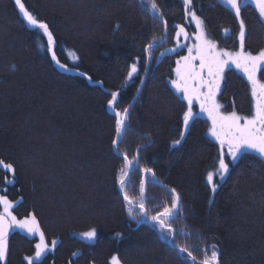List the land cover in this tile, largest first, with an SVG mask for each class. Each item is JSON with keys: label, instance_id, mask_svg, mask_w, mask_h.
Returning a JSON list of instances; mask_svg holds the SVG:
<instances>
[{"label": "trees", "instance_id": "trees-1", "mask_svg": "<svg viewBox=\"0 0 264 264\" xmlns=\"http://www.w3.org/2000/svg\"><path fill=\"white\" fill-rule=\"evenodd\" d=\"M21 2L47 23L53 51L67 69L51 59L47 38L23 21L15 0H0V160L16 169L15 182L5 183L13 174L0 167V195L14 203L18 219L36 216L49 247L57 242L40 264H110L114 255L121 264H192L176 244L192 249L198 260L215 244L218 264H264V165L258 157L227 161L230 174L214 177L213 193L206 177L218 167L219 145L208 135V119L199 117L181 145L172 147L187 106L170 81L176 60L188 55L186 47H177L174 26H184L189 35L194 31L182 0H156L168 33L152 49L138 96L146 72L143 49L164 35L148 0ZM193 10L218 48L239 50V21L221 0H193ZM241 14L245 50L257 54L264 49V21L252 4H243ZM179 44L188 43L180 37ZM170 48L176 52L165 51ZM137 58L138 73L123 86ZM117 90L118 110L130 109L120 148L136 157L126 189L139 199V167L153 169L156 178H146L145 193L151 215L170 205V189L177 190L184 214L175 219L174 240L139 217L138 208L140 222L130 217L116 184L122 158L111 146L115 116L107 101ZM217 97L223 112L253 110L250 85L234 68L226 69ZM91 229L96 239H82ZM36 241L12 232L6 264H26L23 258L34 254Z\"/></svg>", "mask_w": 264, "mask_h": 264}, {"label": "snow or ice", "instance_id": "snow-or-ice-1", "mask_svg": "<svg viewBox=\"0 0 264 264\" xmlns=\"http://www.w3.org/2000/svg\"><path fill=\"white\" fill-rule=\"evenodd\" d=\"M19 12L22 14L23 21L28 26L42 31L43 36L47 38V51L51 54V59L56 62L57 66L62 70H67L66 66L57 60L53 51L54 38L49 30L47 23L40 21L37 17L26 10L21 0H15ZM184 8V16L188 23L195 24V33L190 37L189 32L184 26L175 25V36L177 38V47H186L188 55L181 56L176 60L175 75L176 79L171 80V87L175 89L179 98L186 103V110L182 115L183 129L180 132V138L172 142L175 148L181 145L185 139V134L189 131L191 125L199 118L200 114L207 116L210 122L208 135L215 139L219 145V154L217 157L218 167L213 166V171H209L206 177L207 183L213 193L217 190V183L214 177L218 176L223 180L230 174L231 161L234 165L242 157L247 154H254L258 157L259 163L264 165V81L258 78V73L264 75V49L257 54H252L245 50L246 25L242 18V5L252 4L258 10L259 17L264 21V0H221L235 14V18L239 21V50H227L218 48L217 43L209 38L206 33V27L203 19L193 10V0H182ZM149 10L154 14L153 18L158 19L164 25V35L159 38L153 37L144 49V69L147 71L149 61L152 60V49L157 44V39L163 41L168 33V24L164 19L163 13L156 0H148ZM117 27H119L117 25ZM228 35L229 30H224ZM183 37L185 41L194 40L192 44H179V38ZM165 51L176 52V48L166 49ZM199 61V64H196ZM140 58L128 65L127 75L124 77V85L138 73V64ZM235 67L246 77L251 88V97L253 101V110L250 115H241L235 108L231 112H222L224 105L217 101L218 94L222 92V83L225 81L226 69ZM81 75H84L81 73ZM141 83L143 78L141 77ZM139 91V88H137ZM119 91H112L110 99L107 101V107L115 116V137L111 141L112 149L115 154L122 158V166L116 175V184L119 186L120 193L123 194V200L128 210V215L133 219L146 217L154 226H157L160 232L169 239H175L176 229L174 228L175 219L183 216V208L181 206V197L175 188L170 189L171 200L170 205L165 204L162 210L157 211L155 215H151L145 204L146 178L151 176L153 180L156 174L152 168L139 167L141 173L139 184V199L130 196L127 189V178L130 175V169L136 161V157L129 158L126 151L120 148V139L127 129V120L129 118L130 109L128 107L118 110ZM194 102L199 105V113L195 112ZM0 167L8 173L13 174L12 180L5 183H14V175L16 169L12 163H5L0 160ZM167 187V186H165ZM0 264H6V258L9 254V237L16 230L25 233L28 237H39V242L35 243L34 255L25 256L23 259L26 264H40L44 255L55 249L56 241L51 242V247L45 241V235L40 229L36 216L29 213L26 218L18 219L13 214L12 209L14 203L10 201L6 195H0ZM139 209V214L134 209ZM81 238L87 241L96 239L97 232L95 229L83 232ZM175 247L179 253L186 254L187 260L192 264H218V250L215 244L211 245L210 255L209 249H205L202 260L194 255L192 249L187 246L176 244ZM76 253H73L75 256ZM110 264H121L117 256H112Z\"/></svg>", "mask_w": 264, "mask_h": 264}, {"label": "rangeland", "instance_id": "rangeland-1", "mask_svg": "<svg viewBox=\"0 0 264 264\" xmlns=\"http://www.w3.org/2000/svg\"><path fill=\"white\" fill-rule=\"evenodd\" d=\"M254 6V5H253ZM189 20H190V17H189ZM193 26H194V31H193V33L190 35V37L195 33V24L193 23ZM195 41L194 40H188L187 41V43L190 45V44H192V43H194ZM238 51V50H237ZM230 68H234V69H236L235 67H230ZM237 70V69H236ZM238 71V70H237ZM239 73H241V74H243L242 72H240V71H238ZM174 77H175V79H176V75L174 74ZM217 101H218V97H217ZM252 106H253V101H252ZM195 112H197V107L195 108V109H193ZM223 112V111H222ZM230 112V111H229ZM199 113V112H198ZM227 113V112H226ZM252 113V112H251ZM201 116L202 117H206L207 118V116L206 115H204V114H201ZM210 127V126H209ZM211 137V136H210ZM212 138V137H211ZM213 140H215L214 138H212ZM0 211H2V208H0ZM26 218V217H25ZM19 231V230H18ZM20 232V231H19ZM22 234H24V235H26L25 233H23V232H21ZM81 236V235H80ZM32 238H36V243H38L39 242V237L37 236V237H32ZM87 241V240H86ZM89 242H91V241H89ZM34 255V254H33Z\"/></svg>", "mask_w": 264, "mask_h": 264}, {"label": "flooded vegetation", "instance_id": "flooded-vegetation-1", "mask_svg": "<svg viewBox=\"0 0 264 264\" xmlns=\"http://www.w3.org/2000/svg\"><path fill=\"white\" fill-rule=\"evenodd\" d=\"M237 72H238V71H237ZM238 73H239V72H238ZM239 74H241V73H239ZM242 75H243V74H242ZM243 76H244V75H243ZM245 78H246V77H245ZM258 78L261 79L262 81H264V79H263V75H261V74H259V73H258ZM250 90H251V88H250ZM196 107H197V109H198V110H197V113H198V112L200 111V110H199V105L196 104V103L194 102V109H195ZM221 111H222V109H221ZM230 112H231V111H230ZM199 117H202L201 114H200ZM203 118H204V117H203Z\"/></svg>", "mask_w": 264, "mask_h": 264}, {"label": "water", "instance_id": "water-1", "mask_svg": "<svg viewBox=\"0 0 264 264\" xmlns=\"http://www.w3.org/2000/svg\"><path fill=\"white\" fill-rule=\"evenodd\" d=\"M146 75H147V71L145 72V75H144V77H143V83H144V81H145V79H146V78H145ZM143 83H141L140 86H139V91H138V93H137V96L139 95V92H140V90H141V87H142ZM137 96H136V97H137ZM136 97L134 98L133 103L135 102ZM118 187H119V186H118Z\"/></svg>", "mask_w": 264, "mask_h": 264}]
</instances>
